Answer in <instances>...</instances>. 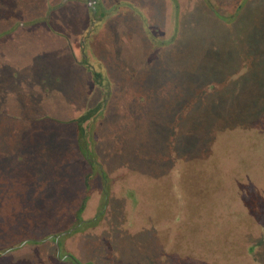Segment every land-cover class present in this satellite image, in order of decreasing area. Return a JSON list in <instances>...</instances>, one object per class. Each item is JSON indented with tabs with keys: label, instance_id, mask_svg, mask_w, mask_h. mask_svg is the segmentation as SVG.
<instances>
[{
	"label": "rangeland",
	"instance_id": "obj_1",
	"mask_svg": "<svg viewBox=\"0 0 264 264\" xmlns=\"http://www.w3.org/2000/svg\"><path fill=\"white\" fill-rule=\"evenodd\" d=\"M62 1L0 0V264H264V0Z\"/></svg>",
	"mask_w": 264,
	"mask_h": 264
},
{
	"label": "trees",
	"instance_id": "obj_2",
	"mask_svg": "<svg viewBox=\"0 0 264 264\" xmlns=\"http://www.w3.org/2000/svg\"><path fill=\"white\" fill-rule=\"evenodd\" d=\"M93 6L94 7H92V19H93V21H99V23H102V21L101 20H103L104 18H105V16H106V13H105V11H102V10H104L103 8L101 9L100 8V5H99V3L98 2H96V3H94L93 4ZM97 6V7H96ZM115 9L117 8L116 6L114 7ZM102 13H105V15L103 14L102 15ZM92 21V22H93ZM97 75V76H96ZM95 75V83H96V85L98 86V87H100L99 86V82H98V80H99V74H96ZM97 111L96 110H94L93 111V113L90 115V116H88V117H86V122L85 123H87V124H89V123H95L96 121H98V120H100V118L99 117H97V116H95L89 123H88V121H89V119L90 118H92V116L96 113ZM100 112V111H99ZM102 113V112H101ZM84 119H83V121H85ZM92 124V125H93ZM80 132H81V135H82V128L80 129Z\"/></svg>",
	"mask_w": 264,
	"mask_h": 264
},
{
	"label": "flooded vegetation",
	"instance_id": "obj_3",
	"mask_svg": "<svg viewBox=\"0 0 264 264\" xmlns=\"http://www.w3.org/2000/svg\"><path fill=\"white\" fill-rule=\"evenodd\" d=\"M68 1H70V0H63V1H62V5H65V3H67ZM74 1H75V0H74ZM76 1H77V2H81V3H84L86 9L90 12L91 17H89V18H90V23L88 24V26L91 25V23H92V21H93V19H92V7H94L93 4L96 3L97 1H100V0H97V1H96V0H76ZM100 2H101V1H100ZM98 3H99V2H98ZM104 11H105V13H106L105 18H107L108 16H110V14H109V10L105 9ZM105 18H104L103 20H101V21H102L101 24L104 23ZM88 26H87V27H88ZM89 36H90V34H88V35L85 37L84 41H87V38H88ZM80 47H81V43L79 44V48H80Z\"/></svg>",
	"mask_w": 264,
	"mask_h": 264
},
{
	"label": "crops",
	"instance_id": "obj_4",
	"mask_svg": "<svg viewBox=\"0 0 264 264\" xmlns=\"http://www.w3.org/2000/svg\"><path fill=\"white\" fill-rule=\"evenodd\" d=\"M62 6H64V5H62ZM64 34H65V33H64ZM69 46H70V48H67V44H66V46L63 47V49L66 50L67 58H68L69 62H71L72 65H78V64H77V58L75 59V58L73 57V56L75 55V49H74L72 43L69 44ZM78 49H79V47H78ZM78 49H77V50H78ZM80 67H82V65H80L79 68H80ZM82 70H84L83 67H82ZM92 85H93V84H92ZM52 244L54 245V250H56V248H55L56 245H55L54 243H52ZM55 254H56V253H55ZM55 258H56V255H55ZM56 260H57L59 263H63V262L59 261L57 258H56Z\"/></svg>",
	"mask_w": 264,
	"mask_h": 264
}]
</instances>
